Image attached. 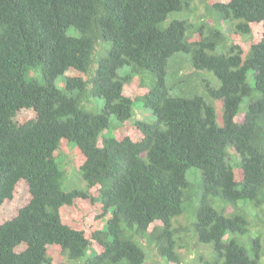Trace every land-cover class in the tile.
Returning a JSON list of instances; mask_svg holds the SVG:
<instances>
[{
  "label": "trees",
  "instance_id": "trees-1",
  "mask_svg": "<svg viewBox=\"0 0 264 264\" xmlns=\"http://www.w3.org/2000/svg\"><path fill=\"white\" fill-rule=\"evenodd\" d=\"M0 217V264H264V0H0Z\"/></svg>",
  "mask_w": 264,
  "mask_h": 264
},
{
  "label": "rangeland",
  "instance_id": "rangeland-1",
  "mask_svg": "<svg viewBox=\"0 0 264 264\" xmlns=\"http://www.w3.org/2000/svg\"><path fill=\"white\" fill-rule=\"evenodd\" d=\"M194 17V16H193ZM195 18V17H194ZM169 74V73H168ZM171 74V73H170ZM169 74V75H170ZM245 102H243V104H242V107H241V111L238 113V115L235 117V121H241L242 120V117H243V115H244V106H245ZM218 107H219V105H218V103H215V108L218 110ZM147 117V116H146ZM135 119H145V118H143L142 117V115H140V114H137V116H136V118ZM151 118H149V117H147L146 119H145V121H149ZM73 158V155H72V153L71 152H69L66 156H65V158L63 159V161H62V165H64V170H66L67 172H69V171H75V169H77V167L75 166V164L74 163H72L71 162V159ZM78 187H80V188H83V189H85V184L83 183L82 185H77V188ZM69 188V187H68ZM67 187H65V186H63V189H64V191H69L70 189H68ZM2 217V216H1ZM0 217V218H1ZM258 221V223H260V227L259 228H261L263 231H264V217H262V219L260 220V219H258L257 220ZM255 228V227H254ZM253 228V229H254ZM139 242V241H138ZM154 259H156V261H152V262H149V261H146V263L145 264H155V262H157V258H154ZM159 261V260H158ZM158 264H161V262L159 261V263Z\"/></svg>",
  "mask_w": 264,
  "mask_h": 264
},
{
  "label": "clouds",
  "instance_id": "clouds-1",
  "mask_svg": "<svg viewBox=\"0 0 264 264\" xmlns=\"http://www.w3.org/2000/svg\"><path fill=\"white\" fill-rule=\"evenodd\" d=\"M238 122H240V121H238Z\"/></svg>",
  "mask_w": 264,
  "mask_h": 264
}]
</instances>
